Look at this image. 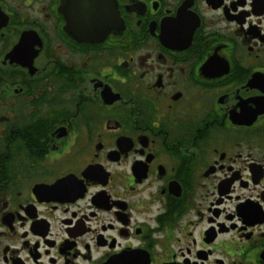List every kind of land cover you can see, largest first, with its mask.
<instances>
[{
  "label": "flooded vegetation",
  "instance_id": "1",
  "mask_svg": "<svg viewBox=\"0 0 264 264\" xmlns=\"http://www.w3.org/2000/svg\"><path fill=\"white\" fill-rule=\"evenodd\" d=\"M0 264H264V0H0Z\"/></svg>",
  "mask_w": 264,
  "mask_h": 264
}]
</instances>
